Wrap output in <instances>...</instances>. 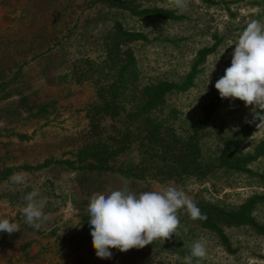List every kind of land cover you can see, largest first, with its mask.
<instances>
[{
    "label": "rangeland",
    "instance_id": "374dc122",
    "mask_svg": "<svg viewBox=\"0 0 264 264\" xmlns=\"http://www.w3.org/2000/svg\"><path fill=\"white\" fill-rule=\"evenodd\" d=\"M129 1L0 0V219L21 228L11 235L0 232V264H183L190 245L201 236L207 255L200 264H264V152L242 167L223 163L224 145L232 142L226 140H234L240 156L246 157L264 142V128L254 124L246 134L251 106L238 99H224L204 122L207 105L219 95L215 82L231 64L234 45H229L251 20L264 23V0H187L183 12L172 0ZM144 8L159 12L138 13ZM115 25L144 35L121 44L132 49L142 85L183 83L199 51L216 43L197 64L190 86L167 93L162 106L165 135L174 132L178 139L197 133L193 172L161 178L167 175L166 165L181 155L180 141L154 146L144 141L145 151L139 141L127 143L110 158L111 170L89 171L64 162L71 159L75 167L83 157L81 148L92 142L83 139L97 98L95 78L79 81L77 71L88 69V59L100 61ZM110 135L107 130L105 136ZM94 142L101 146L112 141ZM143 152L146 177L118 172L138 163ZM156 170L159 175L153 176ZM17 172L26 175L22 187L9 182ZM169 184L196 204L211 202L229 210L252 197L261 199L252 211L253 224L224 227V240L181 210L176 235L164 243L157 240L124 253L110 249L111 259L98 258L86 210L89 198L120 188L162 190ZM34 189L48 200L44 211L50 218L40 230L29 227L21 213L24 195Z\"/></svg>",
    "mask_w": 264,
    "mask_h": 264
},
{
    "label": "trees",
    "instance_id": "16d2710c",
    "mask_svg": "<svg viewBox=\"0 0 264 264\" xmlns=\"http://www.w3.org/2000/svg\"><path fill=\"white\" fill-rule=\"evenodd\" d=\"M97 1L107 2L110 0ZM133 1L130 0L129 3H133ZM158 12L157 9L144 8L138 13L152 16L157 15ZM115 26V31L111 32L112 34L110 33L111 43L109 41V43L105 44L107 52L99 58L100 61L88 59L86 60L88 63L90 62L88 69L77 71V79L79 81L95 78L97 98L92 105L93 113L89 111L90 123L83 139V141L92 142L86 143L81 148L79 153L83 157L77 161L75 167L72 165L74 161L71 159H65L64 162L72 168L89 171L111 170L114 167L110 158L125 150L127 143L139 141L144 150V141L151 142L153 146L158 141H180L181 155L178 158L176 157L171 165H166L167 175L161 178H169L174 173L188 174L193 172L195 169L192 168V163L199 152L197 133L195 132L186 138L178 139L176 137L177 134L174 132L165 135L162 131V126L166 122V118L163 119L161 117L164 114L162 106L167 93L185 90L190 86L197 64L203 62L205 57L215 50L216 43L199 51L198 59L183 83L175 84L162 80L142 85L137 59L132 49L130 47L123 49L121 44L125 41L132 42L143 39L144 35L124 29L120 25ZM94 72L97 75L93 78L85 75L89 74L90 76V73L94 74ZM223 100L219 95L211 100L207 105L204 122L212 117V113L221 106ZM105 119L109 122L108 124L103 123ZM253 127L254 124L247 123V135L251 134ZM107 130L111 133L108 137L105 136ZM94 141L112 142L110 144L103 142L100 146L99 142L95 143ZM226 142L224 145L223 163L227 162V165L232 164L235 167H242L243 163L247 164L253 161L264 152L263 142L257 146L253 153L242 157L237 151L236 144L233 143L234 140H226ZM148 144L150 147L152 146L150 143ZM105 152L108 155L104 156ZM147 160L148 158L144 157L143 152L142 158L138 163L122 166L118 169V172L127 177H146L147 168L144 164ZM176 163L179 166H176ZM156 168L159 169L158 167ZM157 172L156 170L153 176H158L159 172ZM260 199L259 196L252 197L241 207L234 210L219 207L211 202L198 203L197 206L201 212L207 216L206 220H200V225L217 233L224 240V227L253 224L252 211L254 210V205Z\"/></svg>",
    "mask_w": 264,
    "mask_h": 264
},
{
    "label": "clouds",
    "instance_id": "9594fccd",
    "mask_svg": "<svg viewBox=\"0 0 264 264\" xmlns=\"http://www.w3.org/2000/svg\"><path fill=\"white\" fill-rule=\"evenodd\" d=\"M172 3L180 12L188 7L187 0H172ZM233 45L231 64L224 69V75L217 79L214 87L221 99H238L246 108L251 106L252 119L245 118V122L264 128V23L255 19L248 22L234 44L229 46ZM9 182L22 187L27 178L24 173L17 172L9 177ZM23 199L25 204L21 213L25 223L40 230L50 218L44 211L47 197L34 189ZM86 210L92 247L100 259H111L110 249L124 253L142 249L157 240L164 243L176 235L181 210L191 220L207 219L185 191L171 184L162 190L139 193L124 188L107 194L95 193L89 198ZM20 230L19 223L0 219V232L11 235ZM206 255V241L201 236L190 245V254L183 258V264H193L194 259L200 264Z\"/></svg>",
    "mask_w": 264,
    "mask_h": 264
}]
</instances>
